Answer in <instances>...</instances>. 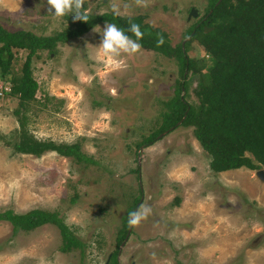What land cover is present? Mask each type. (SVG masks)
I'll return each mask as SVG.
<instances>
[{"label":"rangeland","instance_id":"rangeland-1","mask_svg":"<svg viewBox=\"0 0 264 264\" xmlns=\"http://www.w3.org/2000/svg\"><path fill=\"white\" fill-rule=\"evenodd\" d=\"M147 4L85 0L84 10L99 13L115 6L120 14L144 13L175 44L193 21H187L188 8L196 6L201 14L207 0ZM48 7L47 0H0V23L37 34L65 28L67 18H55ZM106 23L32 57L39 87L27 110L28 128L38 138L80 141L90 160L54 150L40 156L14 153L0 137V209L58 211L85 242L84 255L77 247L60 250L61 234L53 223L13 233L12 224L0 220V264H104L117 246L118 264H264V181L257 169L213 171L192 126L178 124L137 146L158 125L154 119L165 109L162 101L174 94L181 75L175 58L143 47L119 57L120 67L96 61ZM14 53L12 66L20 72L27 50ZM203 53L196 41L189 46V56ZM17 104L16 96L0 92V136H14ZM140 190L132 212L146 206L151 213L117 245Z\"/></svg>","mask_w":264,"mask_h":264},{"label":"trees","instance_id":"trees-1","mask_svg":"<svg viewBox=\"0 0 264 264\" xmlns=\"http://www.w3.org/2000/svg\"><path fill=\"white\" fill-rule=\"evenodd\" d=\"M216 1L207 0L204 11L208 21L198 25L190 23L185 31L189 37L175 44L163 29L148 22L144 13L116 15L113 11H85L87 22L74 21L73 14H69L65 16L69 24L51 34H37L25 28L9 30L0 23V92L18 98L13 109L18 122L14 136L0 137L12 145L14 153L40 156L54 150L77 160H90L81 149L80 141L38 138L28 128L27 110L39 87L32 72V57L38 56L41 50L53 52L59 42L78 37L102 21L115 24L136 39L128 31L130 23H136L144 33L138 41L141 47L175 58L181 75L175 83L174 94L162 101L165 109L154 119L158 125L136 145L150 144L160 132L181 124L193 127L194 136L210 156L209 165L213 171L242 166L264 168V0ZM203 23L212 28L205 31ZM160 36L164 43L157 46ZM195 41L204 51L199 57L188 55L189 46ZM18 49L27 50L20 72L12 66L14 52ZM195 73L199 76L191 86L190 77ZM190 95H194V100H189ZM135 170L138 172V167ZM140 195L141 190L129 206L117 245L127 232L129 213L137 207ZM178 200L175 196V201ZM0 220L9 221L13 233L53 223L61 234L60 250L70 251L77 247L81 256L84 255L85 242L56 210L33 207L17 212L4 208L0 209ZM117 254L118 246L110 253L108 264H118Z\"/></svg>","mask_w":264,"mask_h":264},{"label":"clouds","instance_id":"clouds-1","mask_svg":"<svg viewBox=\"0 0 264 264\" xmlns=\"http://www.w3.org/2000/svg\"><path fill=\"white\" fill-rule=\"evenodd\" d=\"M136 3L139 6H148L147 0H136ZM47 4L49 6L48 13L52 14L55 18H62L66 15L73 14L72 18L74 21L87 22L88 20V16L84 10L85 0H47ZM113 13L116 15L120 14L118 8L115 6H113ZM94 31L96 30L94 29ZM128 31L131 32L136 39H132L126 34L124 29L117 27L115 24L106 23L103 31L100 32L102 36L101 42L98 46H95L97 51L94 59L98 62L110 60L115 63L117 67H120L118 62L119 57L125 54L131 56L139 52L141 44L138 41L143 38L144 33L136 23H130ZM163 43V37H158L157 46H161ZM150 213L151 209L146 206L136 212L129 213V227L138 226L140 221L146 219ZM41 264H43V261H41Z\"/></svg>","mask_w":264,"mask_h":264},{"label":"water","instance_id":"water-1","mask_svg":"<svg viewBox=\"0 0 264 264\" xmlns=\"http://www.w3.org/2000/svg\"><path fill=\"white\" fill-rule=\"evenodd\" d=\"M219 1H220V0H217L216 3H218ZM197 14H198V8H197L196 6H192V7L190 8V11H189L188 14H187V20H189V19L191 18V16H196ZM203 28H204L205 31H208V30H210V29L212 28V26L204 25ZM183 42H184V40H183ZM198 76H199L198 73H195L191 78L198 77ZM178 123H180V120L178 121ZM166 131H167V130L162 131V132L158 135V137L161 136V135H162L163 133H165ZM256 173H257L258 177H259L261 180L264 181V168H262V167H261V168H258V169L256 170ZM130 230H131V227L128 228V230H127V232H126V234H125L123 240L121 241L120 245H122V244L125 242V240H126L127 237H128V234H129ZM118 253H119V251H118ZM109 256H110V253L108 254L107 260L105 261L104 264H107L108 259H109Z\"/></svg>","mask_w":264,"mask_h":264},{"label":"flooded vegetation","instance_id":"flooded-vegetation-1","mask_svg":"<svg viewBox=\"0 0 264 264\" xmlns=\"http://www.w3.org/2000/svg\"><path fill=\"white\" fill-rule=\"evenodd\" d=\"M193 5H191L189 8H188V11H187V14H188V12L190 11V8L192 7ZM198 8V7H197ZM209 13V12H208ZM187 14H186V16H187ZM193 18V21L191 22V23H194L195 25H198L200 22L202 23V22H204V21H206L207 20V15L205 14V11L204 12H202L201 14L199 13V8H198V14L196 15V16H191V18L190 19H192ZM189 19V20H190ZM188 21V20H187ZM208 21V20H207ZM204 25H206V24H204L203 23V26ZM189 37V35H186V37L183 39V40H185V39H187Z\"/></svg>","mask_w":264,"mask_h":264}]
</instances>
